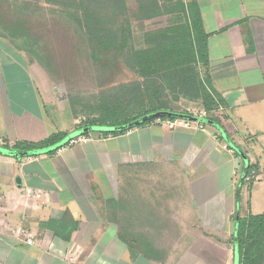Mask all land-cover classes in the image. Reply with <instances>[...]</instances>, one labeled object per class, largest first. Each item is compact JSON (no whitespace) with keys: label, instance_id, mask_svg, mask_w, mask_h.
<instances>
[{"label":"crops","instance_id":"crops-1","mask_svg":"<svg viewBox=\"0 0 264 264\" xmlns=\"http://www.w3.org/2000/svg\"><path fill=\"white\" fill-rule=\"evenodd\" d=\"M182 2L187 10L199 14L207 35V75L220 103L215 112L219 123L208 121L202 131L170 130L154 122L116 137L96 133L86 137L88 142L70 144L53 155L17 159L0 154V220L7 224L0 228V264H76L86 248L91 254L84 264H168V259L169 264H182L193 258L190 252L194 246H179L174 235L168 262L151 261L155 254L150 244L143 245L135 257L129 256L128 245L118 235L119 225L110 217L101 222L86 215L91 197L107 204L112 199L102 194L110 193L111 186L116 193L119 183L139 168L152 174L154 182L144 181H148L150 193L159 192L157 197L161 194L163 208L167 209L166 219L159 212L153 217L192 220L188 226L201 221L210 231L232 238L236 214L245 217L264 213V198L259 195L264 194V0ZM1 45L6 48L8 44ZM20 54L12 52L13 60L8 62L6 58L2 66L0 51L4 70L0 75V113L7 120L0 123V147L19 141H45L59 128H68L69 133L78 131L81 126L75 121L67 127L56 124L57 117L52 118L49 108L57 101L47 76L35 68L26 69ZM201 73L205 77L203 68ZM29 114H37V118L32 117L43 128L48 126L49 132H33L24 123L17 135L11 116L23 118ZM230 145L238 147L244 156L237 155ZM248 160L258 166L259 173L257 181L244 191L245 185L240 187V182ZM238 192L244 209L238 206ZM36 193L41 197H34ZM148 209H153L151 204ZM144 216L140 211V220ZM63 218L80 223L71 242L44 231L42 226ZM188 226L192 232L194 226ZM195 234L199 238L196 243L201 241L202 247L221 251L220 260L213 264H234L233 245H214L210 238ZM29 237L32 245L27 243ZM68 254L74 261L66 260ZM209 262L198 258V264H212Z\"/></svg>","mask_w":264,"mask_h":264},{"label":"trees","instance_id":"trees-1","mask_svg":"<svg viewBox=\"0 0 264 264\" xmlns=\"http://www.w3.org/2000/svg\"><path fill=\"white\" fill-rule=\"evenodd\" d=\"M43 1L50 6L53 19H61L71 33L75 41V51L78 56H85L89 60L94 72L93 80L97 77L99 82L100 92L94 96L95 104L91 103V111L93 108L92 114H95L96 118L81 126L79 131L89 127L107 126L108 131L97 133L103 137H116L147 126L158 119L176 118L165 116L152 118L132 128L117 129L157 113L191 116L186 111L174 108L181 101L200 103L208 112L206 120L214 122L215 125L219 123L215 112L220 103L210 88V79L207 75L209 63L207 35L199 14L187 10L182 0H138V12L134 14L129 13L127 0ZM8 3L9 0H0V4ZM28 6L29 4L26 7L16 6L14 17L11 19L0 17V39L9 43L15 51L28 56L30 61L38 62L49 72L47 69L50 65L49 60L40 50L38 37L31 34L28 26ZM162 17H170L168 26L146 32L142 36V42H136L133 20L144 22ZM202 68L205 77H202ZM123 69L130 71L135 80L117 84L112 88L104 85L103 81L112 80L115 73L124 71ZM77 98V96L70 98V104L76 114L79 104ZM92 133H81L80 137L88 138ZM65 135H53L41 143L42 145L36 144L37 146L18 142L13 147L9 145L2 147L9 151L6 155L11 157L19 152H28L29 157L53 155L62 147L70 145L71 141L52 150L54 146L63 142ZM230 147L239 150L236 146ZM252 172H256V176L251 182H247L246 178L250 177ZM258 173V166L251 165L248 160L240 187L246 184L252 186L257 181ZM240 193L237 194L238 206L241 202ZM133 210H138L137 214H140V209H136V205L133 206ZM110 219L119 225L120 232L121 229L125 231L126 227L129 228L130 236H136L131 240L119 236L130 249H133L135 243L140 240V233L133 232V225L129 220L127 225H121L118 213L114 209L111 211ZM42 226L44 231L50 230L55 237L71 242L72 235L80 228V223L63 218L59 221L49 220ZM234 227L235 231L231 238L236 262L234 264H264V213L259 215L250 213L245 217H242L241 213L236 214Z\"/></svg>","mask_w":264,"mask_h":264},{"label":"rangeland","instance_id":"rangeland-1","mask_svg":"<svg viewBox=\"0 0 264 264\" xmlns=\"http://www.w3.org/2000/svg\"><path fill=\"white\" fill-rule=\"evenodd\" d=\"M27 4H29V29L33 36L38 37L40 50L44 55L47 56L50 65L47 68L49 72H47L40 66L38 62L30 61V58L22 53L23 58L25 59V62H23L25 68L31 70L35 68L34 70L42 72L47 76V79L51 84L50 86L52 87L54 99H56L57 101L54 102L49 108L50 113L53 116L52 118L57 117V121H55L56 124L59 122V126L67 127L66 125H68V123L72 124L75 121L77 126H83L84 124H87L91 119L96 118V115L92 114L93 108L91 111V103L92 105L95 104L94 96L98 94V92H100L99 82L96 79L97 77H95V79L93 80L94 72L91 68L89 60L85 56H78V53L75 51V41L71 33L65 28L61 19H53V16L50 14V6L43 0H9L8 4H0V17L11 19L14 17L16 6L23 5L26 7ZM127 6L130 14L138 12V0H127ZM154 22L153 20H151V22H148L147 25L142 26V22L140 20L132 21L136 42H142V36L144 35V33L154 31L159 27L168 26L170 23V17L160 18L156 21L154 20ZM0 42L6 41L0 39ZM7 44L8 45H6V48L2 47V45L0 48V51L3 54L1 55L2 66L3 63L5 64L6 58L9 59L8 62L13 60L12 52L17 53V51H15V49L12 48L9 43ZM43 65H45L44 62ZM123 70L124 71L121 70L120 72L115 73V77L112 80L109 79L107 81H103L104 85L108 86V88H112L117 84H121L123 82H132L133 80H135V76L130 71H128L127 69ZM3 73L4 70L0 65V75ZM76 96L78 97L77 100L79 104L80 102L82 103V105L78 104L77 114L73 111V107L70 104V98ZM2 101L3 98L0 96V106H2L3 104ZM174 108L178 111L186 112H188V110H204L200 103H189L187 101H181L179 105H175ZM32 116L37 118V114L24 115L23 118H20L17 115L11 116L13 126L17 132V135L19 134V130L21 127H23L24 123L27 124L33 132H42V130L44 129H47V131L49 130L48 126L44 125L43 128L41 124L38 123ZM0 123H7L6 117H3L1 113ZM103 128L106 129L107 126H103ZM65 129L66 128H59L56 132H52L49 137L57 134H66L63 141L68 140V138L73 134L69 133L68 128L67 130ZM96 133L93 132L92 135H98ZM43 142L44 141L38 142L39 144H34L42 145L41 143ZM19 143H24V141H19ZM14 145H9V147H13ZM140 169L141 168L133 170L130 177H127L128 180L127 178L125 181L122 180V182L119 183V187L116 193L114 191V187L111 186L110 193L107 192L102 194V196L104 195V197H106L107 199H112L109 200L111 202L105 204L102 199L100 202L97 196V200H94V198L91 197L86 204V215H89V217L91 218L93 217L95 220L103 222L107 218L111 217V211L112 209H114L118 213V221L119 223H121V225H127V220H129V223H132L133 225V232L135 234L140 233V240L135 243L133 249L129 248V256H134V254L138 255V252L140 253V249L143 245L150 244L153 246L152 248L155 254V257L152 256L151 261H167V255L169 251L168 249L170 248L171 244L175 242L172 237V235H174L175 238L177 237L176 240L179 246H184L186 244L194 246V249H192L190 252V255L192 254L193 258L190 257L186 260H181L182 264H198V258L207 259V261H210L209 263L212 264L216 263L217 260L219 261L221 258V251L212 250L208 246L202 247L201 241L196 243L199 238L197 237L195 232L197 234L201 233L204 236L210 238V240L214 242V245H216L217 243H224L226 247L229 248L232 246L231 235L229 236V234H226L225 236H220L219 234H216L215 231H210V229L205 228L203 226V222L201 221H197L195 225L193 223L190 224L195 228L194 230V228L192 227L191 232L188 231L187 226L192 220H162L167 218V216L165 215L167 209L163 208V198L161 197V194H159L160 198L155 195L156 193H159L157 191H155L154 193H150L149 185L147 183L148 181H144V179H148L154 182L153 176L149 172H147L146 174L144 172L145 170L143 169H141L142 171L140 172ZM247 189L248 187L246 184L244 186V191ZM259 195L264 198V194ZM151 196L153 197V199L152 201L148 202V199H150ZM112 197H114V200ZM150 204L153 209L155 208V212L153 209H148ZM160 204L162 205L161 207ZM101 205L102 209L98 208V206ZM135 205L136 209H140L139 212L141 211L145 214L143 220H132L136 219V217L137 219H140V214L137 215L138 210H133V206ZM240 205L242 206L243 202ZM242 209H244V205L242 206ZM156 212H159L162 215V219H160L158 216H152ZM10 217L11 216H8V220H10ZM154 218H157L159 220H154ZM232 222H234V220H232ZM5 226H7V224L4 221L0 220V228H4ZM128 232L129 228L125 227V231H122L121 229V234L119 236L125 237L126 239L130 240L136 237L130 236ZM187 232L189 233V236L187 235ZM169 237L171 238L169 239ZM90 254V250H88L87 248L85 250L83 249L81 255L78 257V260H75L76 264H84L88 260ZM205 254H207V256H205ZM66 260L70 262L74 261V257H72V254H68L66 256ZM175 260L176 259L174 258L173 261ZM234 260L235 259L233 258L232 263L234 262ZM168 261L167 262L169 264L170 259H168Z\"/></svg>","mask_w":264,"mask_h":264},{"label":"built area","instance_id":"built-area-1","mask_svg":"<svg viewBox=\"0 0 264 264\" xmlns=\"http://www.w3.org/2000/svg\"><path fill=\"white\" fill-rule=\"evenodd\" d=\"M188 113L192 117L197 118L198 120L196 122H193V121H189L186 119H180V118H175L172 120L158 119L156 121V123L161 125L162 127L168 128L170 130L186 129V130H202V131H205L206 130V124L203 122V120L208 118V112L205 110H201V111H190V110H188ZM88 141L89 140L86 137H79L76 140L71 141L70 144H75L76 142L86 143ZM255 176H256V172H252V175L250 177L246 178V181L251 182ZM34 197L40 198L41 194L36 193L34 195ZM27 243L32 245L34 243L33 239L29 237L27 239Z\"/></svg>","mask_w":264,"mask_h":264},{"label":"water","instance_id":"water-1","mask_svg":"<svg viewBox=\"0 0 264 264\" xmlns=\"http://www.w3.org/2000/svg\"><path fill=\"white\" fill-rule=\"evenodd\" d=\"M163 116H165V117H176V118L186 119V120L193 121V122H196L198 120L197 118L192 117V116L175 115V114L164 112V113H157V114H154V115H151V116L144 117L140 121H136V122H134L132 124H129L128 126L117 128V129L132 128L134 126H137L141 122H146L149 119L160 118V117H163ZM203 122L207 123L208 121L205 119V120H203ZM98 131H108V129L107 128L104 129V128H100V127H96V126L95 127L84 128L81 131H76V132L72 133L73 135H71V137H69L68 140H65V141L61 142L60 144L54 146L52 148V150L56 149L58 147H61L62 145H64V144L72 141L73 139L79 137L81 133L98 132ZM8 152L9 151L7 149H4L3 147H0V154H7ZM237 152L244 156V154L240 150H237ZM29 156H30V154L28 152H19V153L14 154V157L17 158V159H21L23 157H29ZM237 218H238V216H237Z\"/></svg>","mask_w":264,"mask_h":264}]
</instances>
